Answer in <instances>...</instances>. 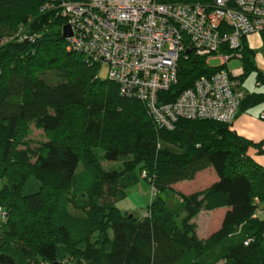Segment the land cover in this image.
I'll return each instance as SVG.
<instances>
[{"label":"trees","instance_id":"trees-1","mask_svg":"<svg viewBox=\"0 0 264 264\" xmlns=\"http://www.w3.org/2000/svg\"><path fill=\"white\" fill-rule=\"evenodd\" d=\"M45 1L0 0V264H264V167L247 155L262 142L206 118L156 128L143 102L66 50L65 19L42 9ZM241 52L243 81L256 67L245 40ZM218 69L193 53L182 57L177 82L159 101ZM48 70L57 83L39 76ZM256 81L264 84L263 73ZM262 100L263 92L245 91L238 110ZM29 123L45 140L24 139ZM80 164L90 185L67 198ZM207 167L214 183L176 193L180 207L168 205L162 193L172 183ZM30 177L37 188L25 193ZM140 177L155 190L141 217L116 206ZM69 203L83 216L67 222ZM220 207V228L199 239L192 220Z\"/></svg>","mask_w":264,"mask_h":264},{"label":"built area","instance_id":"built-area-1","mask_svg":"<svg viewBox=\"0 0 264 264\" xmlns=\"http://www.w3.org/2000/svg\"><path fill=\"white\" fill-rule=\"evenodd\" d=\"M42 9L65 19L66 50L81 53L90 67L107 66V79L143 102L158 129L172 130L180 118L232 123L245 94L243 68L224 67L241 58L248 35L264 42V0H46ZM191 53L209 65L218 59L219 69L159 101Z\"/></svg>","mask_w":264,"mask_h":264},{"label":"rangeland","instance_id":"rangeland-1","mask_svg":"<svg viewBox=\"0 0 264 264\" xmlns=\"http://www.w3.org/2000/svg\"><path fill=\"white\" fill-rule=\"evenodd\" d=\"M15 33V34H14ZM12 34H14L9 40L14 38L15 36H19V32L15 31ZM246 41V45L249 46V48L252 50V62L255 65L256 69L252 71L251 73H248L243 81V86L249 91V92H257V91H264V84H257L256 81V73L261 72L264 75V42L261 39L259 34H250L248 37L244 39ZM243 40V41H244ZM241 58L238 57H232L228 63L225 65V69H228L232 72L236 71L237 69H240L241 65ZM211 66H217L219 65L218 59H212L210 61ZM107 72L108 67L107 66H101L98 70V76L101 79L107 78ZM42 79L46 80L48 83L53 84L57 83L60 80L59 75L55 71L48 70L44 73H41L39 75ZM22 129V128H21ZM23 130V129H22ZM24 139L29 140L30 142H33L32 144L38 143L42 140H45V135L43 131L39 128H37L33 123H29L24 130ZM157 146H160V143L157 144ZM103 165L107 168L109 167H118L120 165L119 162L111 163L104 161ZM205 169V168H204ZM78 175L76 178V182L74 185V192L67 195V198H70L72 195H80L83 193L91 182V175L89 172H83L82 171V165L80 164L78 166ZM189 181L192 182V178L189 179ZM36 181L33 177H30L26 187L24 189L25 193H31L37 188ZM174 184V183H172ZM172 184L170 185L171 191H166L162 193V195L165 197V199L168 201V205L172 206H179L180 207V201L177 198L176 193H182L181 190H175L172 188ZM192 185V184H191ZM133 191V192H132ZM192 193V192H191ZM189 193V194H191ZM134 194V196H133ZM155 190H153V187L151 184L143 178H139L136 183L127 189V196L119 201L116 202V206L122 211V212H129L133 213L136 216H142L146 210V205H148L150 201V197L154 196ZM184 194V193H183ZM135 198H138L139 202H134ZM141 198V199H140ZM176 198V199H175ZM131 204V205H130ZM66 211L68 213V219L67 222L74 221L75 219H78L83 216V212L79 208H75L71 203L67 204ZM208 213V212H207ZM0 214H3L0 211ZM198 223L201 224L202 218L201 215H199V218L197 219ZM193 222V221H192Z\"/></svg>","mask_w":264,"mask_h":264},{"label":"crops","instance_id":"crops-1","mask_svg":"<svg viewBox=\"0 0 264 264\" xmlns=\"http://www.w3.org/2000/svg\"><path fill=\"white\" fill-rule=\"evenodd\" d=\"M244 89L245 91L249 92L245 87ZM257 92L264 93V91H257ZM263 111H264V100L257 103H253L251 105L240 107L234 120L231 123L230 128L234 130L238 135L245 137L246 139L252 141L253 143L262 142L261 143L262 145L260 146L261 151H259V147L251 146L247 150V155L251 157L256 163L264 167V120H261L259 117V115ZM217 179L218 176L213 170V168L207 167L205 169L198 171L195 174L194 178H192V182L189 180L176 182L172 184V188L177 191L181 190L182 193L184 194H189L191 192L194 193L196 191L204 190L205 188L209 187L212 183H214ZM134 202L136 203L139 202L138 198H135ZM226 211H227L226 207H220L213 210H202L192 220L196 225L195 232L197 237L199 239H205L208 236H210L213 232H215L217 229H219ZM262 214L263 212L257 213V215L259 216ZM199 215H201L202 218L201 224L198 223L197 220L199 218Z\"/></svg>","mask_w":264,"mask_h":264},{"label":"water","instance_id":"water-1","mask_svg":"<svg viewBox=\"0 0 264 264\" xmlns=\"http://www.w3.org/2000/svg\"><path fill=\"white\" fill-rule=\"evenodd\" d=\"M68 34H69V32H68L67 26L64 25L62 28V36L65 38ZM186 53L188 54L189 50H187Z\"/></svg>","mask_w":264,"mask_h":264}]
</instances>
